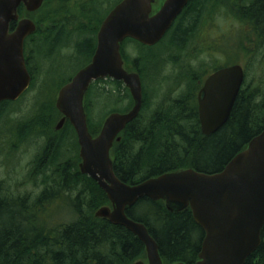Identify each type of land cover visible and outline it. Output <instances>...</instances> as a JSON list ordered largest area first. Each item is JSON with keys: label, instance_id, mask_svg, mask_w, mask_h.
<instances>
[{"label": "trees", "instance_id": "obj_1", "mask_svg": "<svg viewBox=\"0 0 264 264\" xmlns=\"http://www.w3.org/2000/svg\"><path fill=\"white\" fill-rule=\"evenodd\" d=\"M111 6V0H45L42 12L46 16L45 26L39 27L38 33L45 32L36 36L37 50L32 53V67H29L32 87L37 81L36 73L43 68L42 62L54 53L69 51L74 41L77 58L84 60L80 68L91 61L98 30L114 5ZM223 14L238 23H247L255 34L254 41H264V0H190L158 45L147 47L132 38L123 42L122 55L127 68L138 71L146 87V79L153 72L161 71L163 54L165 58L170 55V60H175L172 53L188 49L190 41L202 37L203 24L209 17H222ZM251 36L248 37L252 39ZM131 44L134 52L126 48ZM257 56L252 62L254 81L249 79L250 67L247 66L246 79L230 118L213 134L203 133L199 119L198 93L202 83L196 79L199 71L204 73L203 66L199 71L184 72L181 80L186 82V87H177L174 95L156 103L152 110L151 100L144 94L140 114L126 126L112 149L117 176L124 182L137 184L184 168L206 173L223 170L264 130V58L257 60ZM190 57L193 60L199 54L193 56L190 53ZM256 62L261 69L259 78H256ZM215 69L211 68L209 72ZM48 74H45L44 91L39 94L32 119L20 124L22 132L31 127L32 133L46 132L53 129L55 121L62 116L56 108V98L55 101L46 99L50 89ZM11 103H0V121L8 114L6 111ZM132 105V96L123 82L109 77L93 82L85 101L91 133L97 135L100 132L111 112H125ZM100 109L108 113L97 122L94 114ZM64 126L60 135L48 139L45 152L36 162L38 165H43V160L51 162L53 171L45 173L38 167L31 171L32 179L37 173L43 175L44 189L35 203L30 201L29 195L11 196L7 184H0V264H133L145 257V246L127 228L96 216V211L109 205L110 201L98 183L80 171L76 132L70 122ZM67 143L78 149L75 160L59 164V149ZM74 192L75 196L72 195ZM56 200L73 208L75 218L72 221L55 222L54 214H47ZM138 209L142 212L138 213ZM127 213L147 225L160 246L165 264L191 263L197 259L205 232L195 222L190 208L172 211L163 200L143 198L128 208ZM245 264H264V226L261 245Z\"/></svg>", "mask_w": 264, "mask_h": 264}, {"label": "water", "instance_id": "obj_2", "mask_svg": "<svg viewBox=\"0 0 264 264\" xmlns=\"http://www.w3.org/2000/svg\"><path fill=\"white\" fill-rule=\"evenodd\" d=\"M44 1L0 0V103L17 101L32 82L24 55V40L36 31V24L22 19L16 31L9 33V23L18 18L21 3L35 11ZM189 1L164 0L156 12L155 0L118 2L98 30L91 62L61 87L56 98V108L63 115L56 129H61L67 120L71 123L80 145V171L95 180L110 201V205L96 211V216L127 228L146 248L147 259L133 264H165L160 246L147 225L127 213L128 208L143 198L163 200L172 211L191 209L195 222L205 232L196 264H245L262 242L264 130L219 172L184 168L129 184L114 170V143L138 117L144 102L141 75L127 68L122 44L132 38L144 45H155L165 37ZM107 77L126 85L133 106L126 112L110 113L94 136L88 124L86 94L94 81ZM245 78L241 64L223 66L207 77L198 96L204 134L215 133L229 120Z\"/></svg>", "mask_w": 264, "mask_h": 264}, {"label": "rangeland", "instance_id": "obj_3", "mask_svg": "<svg viewBox=\"0 0 264 264\" xmlns=\"http://www.w3.org/2000/svg\"><path fill=\"white\" fill-rule=\"evenodd\" d=\"M118 1L111 0L112 6H115ZM163 2L164 0H157V6L163 4ZM241 23H238V20L232 17H226V14H223L222 17H209L206 23L203 24L202 37L190 41L188 49L172 53L171 55L175 56V60H170L172 59L170 55L165 58L163 54V63L160 65L161 71L159 73L153 72L154 74L146 79V87L144 85L143 94H146L150 98L152 103L151 110L156 103H160L167 97L174 95V90L177 87L181 89L186 87V82L181 80V75L184 72H190L193 69L199 71V68L202 66L204 73L202 70L199 71L197 74L198 79H196L197 82L202 84L204 79H207L211 68L233 64L243 65L245 71L248 69L247 66H249V79L254 81L255 74L254 69H252V62L256 59V55H258L257 60L264 58V41H254L255 34L251 31L250 26L245 22ZM250 35H252V39L248 37ZM243 36H245L244 39ZM246 37L247 39H245ZM74 42L71 43L72 46L69 47V51L63 50L61 53H54L50 56L51 59L48 58L42 62L43 68L42 70L40 69V74L36 73L37 81L33 87L31 85L19 100L9 101L12 102V105L7 108L6 112L8 114H5L0 121V184L6 183V187L10 188L11 192L16 196L29 195L32 203L37 201V197L43 191L44 185L41 181L43 175L37 173L36 178L32 179L31 171L36 167L42 171L45 170V173L46 171H53L54 166L50 164L51 162L45 163L43 160V165H38L36 162L45 152L43 149L46 147L48 139L60 135L65 126L59 130L56 129L59 117L55 121L53 129H48L46 132L39 131L38 133H32V139H30L29 135L31 134L23 133L20 124H26L32 119L35 108H37L38 103L36 102L40 97L39 94L42 90L44 91L42 83H44L43 80L47 72H49L48 85L50 89H48L46 99L55 101L60 90L59 88L57 91L56 87L64 80L65 82L68 81L78 71L80 66L84 64V60L76 56L77 53L73 49L76 41ZM126 48L130 52H134L132 44L127 45ZM251 51L255 52L251 53ZM190 53L193 56L198 53L199 57L190 60ZM167 59H169L167 62L164 61ZM255 68L258 71L256 78H259L261 69L257 62L255 63ZM52 90H54L53 95L49 96ZM106 112L104 109L97 110L94 114V120L99 122L102 118L104 119L108 113ZM28 130L33 129L31 127ZM72 138L74 137L72 136ZM77 150V148H73L69 143L63 145L59 149V160L57 163L65 164L66 161L75 160ZM43 166L47 168L43 169ZM72 195L75 196V192ZM58 201L56 200L55 203L51 204L50 211H47V214H50L49 212L54 214L53 219L55 222L72 221L75 218L73 208L68 207L64 202ZM137 211L140 213L142 209H138Z\"/></svg>", "mask_w": 264, "mask_h": 264}, {"label": "flooded vegetation", "instance_id": "obj_4", "mask_svg": "<svg viewBox=\"0 0 264 264\" xmlns=\"http://www.w3.org/2000/svg\"><path fill=\"white\" fill-rule=\"evenodd\" d=\"M44 3H45V1H44ZM44 5V4H43ZM162 5V4H161ZM161 5H158L157 6V0H155V3H154V12H156V11H158L159 10V8L161 7ZM43 12V6L41 7V8H39V9H37V10H35V11H30V10H28L27 9V7H26V5H25V3H21L20 5H19V7H18V10H17V13H18V18L17 19H15V20H12L10 23H9V33H13V32H15L16 31V29L18 28V25H19V22H20V20H22V19H30V20H32V21H34V23L36 24V31L35 32H33V33H31L30 35H28L26 38H25V40H24V55H25V60H26V65H27V68H28V70L30 71V68L29 67H32V53H35V51L37 50V48H36V46H37V42H38V37H36L38 34H43L45 31L43 30V31H41L40 33H38V28L39 27H44L45 26V23H44V20H45V18H46V16H44L45 14H43L42 13ZM179 17V16H178ZM41 20H43L42 22H41ZM177 20V19H176ZM174 24H175V22L173 23V25H172V27L174 26ZM171 27V28H172ZM171 28H170V30H171ZM169 30V31H170ZM168 31V32H169ZM168 32L166 33V35L168 34ZM166 35H165V37H166ZM165 37H163V39L165 38ZM129 39V38H128ZM163 39H161L158 43H156L155 45H152V46H148V45H145V46H147V47H154V46H156V45H158ZM127 40V39H126ZM141 43V42H140ZM142 44V43H141ZM144 45V44H143ZM97 46V45H96ZM96 50V49H95ZM54 53V52H53ZM52 53V54H53ZM95 53V52H94ZM94 55V54H93ZM29 56H30V59H29ZM93 57V56H92ZM91 60H92V58H91ZM91 62V61H90ZM89 62V63H90ZM88 63V64H89ZM87 65V64H86ZM85 65V66H86ZM84 67V66H83ZM222 67V66H221ZM221 67H216V69L215 70H217V69H219V68H221ZM215 70H213L211 73H209V75L210 74H212ZM31 73V75H32V72H30ZM208 75V76H209ZM33 77V76H32ZM72 79V78H71ZM115 80V79H114ZM205 80H206V78L204 79V81H203V84L201 85V88H200V90L202 89V86L204 85V82H205ZM71 81V80H70ZM31 85H32V82H31ZM31 85H30V87H31ZM29 87V88H30ZM126 87V86H125ZM200 90H199V92H200ZM130 92V91H129ZM198 96H199V93H198ZM132 107V106H131ZM198 108H199V105H198ZM123 132V131H122ZM121 132V133H122ZM23 133H28V134H31V135H29L30 136V139H32V130H27V131H23ZM121 133H120V135H121ZM17 146V145H16ZM13 148H15L14 146H13ZM79 148H80V146H79ZM11 150H12V148H11ZM80 151V150H79ZM10 195L11 196H13L14 194L13 193H10ZM11 196H9V197H11ZM193 215V214H192ZM204 236H205V234H204ZM204 236H203V238L202 239H204ZM202 242H203V240H202ZM201 246H202V244H201ZM201 251V250H200ZM199 254H200V252L198 253V255H197V259L194 261V262H191V263H187V262H185L186 264H196V262L199 260ZM147 259V252H146V248H145V257H141V258H139L138 260H146ZM138 260H136V261H138ZM135 261V262H136Z\"/></svg>", "mask_w": 264, "mask_h": 264}, {"label": "bare ground", "instance_id": "obj_5", "mask_svg": "<svg viewBox=\"0 0 264 264\" xmlns=\"http://www.w3.org/2000/svg\"><path fill=\"white\" fill-rule=\"evenodd\" d=\"M75 74H76V73H75ZM75 74H74V75H75ZM74 75H73V76H74ZM201 244H202V243H201Z\"/></svg>", "mask_w": 264, "mask_h": 264}]
</instances>
